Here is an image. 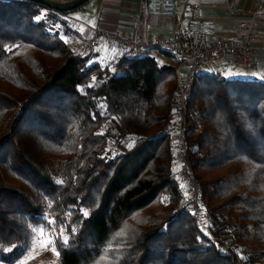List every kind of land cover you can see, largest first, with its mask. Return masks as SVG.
Here are the masks:
<instances>
[{
	"label": "trees",
	"instance_id": "obj_1",
	"mask_svg": "<svg viewBox=\"0 0 264 264\" xmlns=\"http://www.w3.org/2000/svg\"><path fill=\"white\" fill-rule=\"evenodd\" d=\"M69 12L0 0V264L36 229L54 236L50 264H264V80L197 77L187 138L203 232L177 209L175 66L151 49H76Z\"/></svg>",
	"mask_w": 264,
	"mask_h": 264
},
{
	"label": "built area",
	"instance_id": "obj_2",
	"mask_svg": "<svg viewBox=\"0 0 264 264\" xmlns=\"http://www.w3.org/2000/svg\"><path fill=\"white\" fill-rule=\"evenodd\" d=\"M146 10L152 16L179 18L180 15L178 0H147ZM263 10L264 0L254 10L230 8L231 14H250L249 17H241L233 34L218 32L213 18H190L187 21L178 19L170 37L159 36L142 43L119 32L96 29L91 37L82 39L79 44L81 49L93 52L107 40L132 56H145L150 49L158 47L174 57L177 72V86L172 96L174 118L165 130L173 139L175 179L184 189L177 209L189 210L206 233L211 230V215L201 202L200 182L189 162V101L197 77L210 71L215 63H240L245 67L255 63L257 49L254 39L259 27L257 14Z\"/></svg>",
	"mask_w": 264,
	"mask_h": 264
},
{
	"label": "crops",
	"instance_id": "obj_3",
	"mask_svg": "<svg viewBox=\"0 0 264 264\" xmlns=\"http://www.w3.org/2000/svg\"><path fill=\"white\" fill-rule=\"evenodd\" d=\"M67 1V0H58ZM262 0H178L180 15L177 17L152 16L147 13V0H88L82 7L67 14L69 30L63 32V38L73 47L80 48L82 39L89 38L96 29L119 32L137 42L155 40L159 36L170 37L175 31L178 19L213 18L217 22L218 32L233 34L241 17L250 14H231L230 8L254 10ZM80 11L79 14H75ZM74 12V14H73ZM259 27L254 39L257 49L256 61L249 67L248 77L264 80V10L257 14ZM124 52L115 43L105 40L96 50V57L106 55L118 58ZM150 54L161 63L175 65V59L158 47Z\"/></svg>",
	"mask_w": 264,
	"mask_h": 264
},
{
	"label": "rangeland",
	"instance_id": "obj_4",
	"mask_svg": "<svg viewBox=\"0 0 264 264\" xmlns=\"http://www.w3.org/2000/svg\"><path fill=\"white\" fill-rule=\"evenodd\" d=\"M87 6L88 3H86L85 8ZM74 12H77L75 14L80 13V11ZM248 71L249 67H245L240 63L217 62L210 68V72L217 73L225 79L247 78L249 75ZM53 238L54 236L48 235L42 229H36L35 237L28 253L17 264L53 263L57 258V250L53 245Z\"/></svg>",
	"mask_w": 264,
	"mask_h": 264
},
{
	"label": "water",
	"instance_id": "obj_5",
	"mask_svg": "<svg viewBox=\"0 0 264 264\" xmlns=\"http://www.w3.org/2000/svg\"><path fill=\"white\" fill-rule=\"evenodd\" d=\"M49 6L54 10L60 11H71L76 9L86 3L88 0H67V1H58V0H32Z\"/></svg>",
	"mask_w": 264,
	"mask_h": 264
}]
</instances>
